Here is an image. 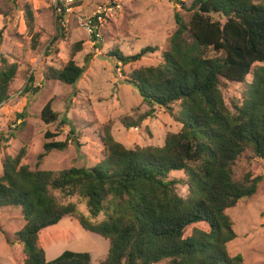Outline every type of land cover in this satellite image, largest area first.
<instances>
[{"label": "trees", "instance_id": "16d2710c", "mask_svg": "<svg viewBox=\"0 0 264 264\" xmlns=\"http://www.w3.org/2000/svg\"><path fill=\"white\" fill-rule=\"evenodd\" d=\"M172 1L189 17L185 20L179 11L174 13L176 29L166 48L148 44L134 54L114 48L108 55L125 65L158 54L157 63L124 75L149 108L121 117L123 127H138L154 117V107H159L181 124L180 129L166 133L162 145L127 148L114 139L106 124L100 134L103 157L89 167L50 170L37 166L51 150H64L70 140L77 142L72 129L64 141L43 142L34 168L21 163L25 146L15 155H5L0 207L20 209L24 224L14 239L23 245L22 264H91L87 251L64 250L46 260L39 232L65 215H77L82 228L108 240L107 254L97 264L163 260L165 264H243L240 253L230 255L226 248L236 237L226 210L251 197L261 179L250 171L236 177L234 166L242 155L247 160L264 158V0H191L188 5ZM11 11L0 7L4 21ZM62 15L56 16L57 22ZM25 16L31 30L30 9ZM59 31L56 27L49 45L62 37ZM31 42L32 47L38 44V33ZM81 44H74L72 55ZM91 55L84 56L85 63ZM84 68L70 58L61 67L47 66L44 75L72 85ZM17 69L18 64L8 62L0 52V106L10 97ZM33 80L30 73L25 91ZM228 82L241 85L239 96L229 104L222 94ZM52 102L53 98L48 99L40 110L45 123L58 120ZM61 123L65 122L60 119ZM56 135L47 130L44 139ZM171 171H182L184 178H169ZM178 184L186 186V194L178 193ZM54 192L64 200H58ZM74 196L84 203L87 214L79 212L76 202L65 201Z\"/></svg>", "mask_w": 264, "mask_h": 264}, {"label": "rangeland", "instance_id": "374dc122", "mask_svg": "<svg viewBox=\"0 0 264 264\" xmlns=\"http://www.w3.org/2000/svg\"><path fill=\"white\" fill-rule=\"evenodd\" d=\"M106 1L15 0L12 3L11 0H0L1 8H12L6 21L0 15V52L8 62L18 64L9 87L10 97L0 106V175L5 155H15L25 146L21 163L34 168L37 155L43 152V142L64 141L71 129L77 142L70 140L64 150L48 152L37 164L39 168L60 170L71 166H92L103 157L100 134L106 124L110 126L114 139L127 148L162 145L166 133L180 129L181 124L159 107H154V117L143 120L138 127H123L121 117L142 113L149 108L142 102L134 85L124 81V75L136 67L157 63L158 54L121 65L108 53L117 48L123 54H134L148 44L164 49L176 29L174 13L179 11L185 20L189 13L172 0H119L121 8L106 20L101 27L100 39L94 41L79 20L89 15L97 4ZM181 1L188 5L191 0ZM62 6V12L56 10ZM26 9L31 10L34 18L31 30L26 24ZM59 12L63 13L61 22L56 20V13ZM56 27L62 37L51 46L49 42L56 33ZM34 33H38V44L32 47ZM78 41L82 42L81 48L72 55L73 46ZM44 51L48 54L45 55ZM88 53L92 55L85 63L84 56ZM70 58L85 66L74 84L45 79L47 66L61 67ZM30 73L34 80L29 90L25 91L23 88ZM247 78L250 79V76ZM240 89L239 83H226L222 88L224 101L229 104L231 98L239 96ZM50 98H53L52 108L58 113V120L45 123L40 118V110ZM18 113H23L25 117L18 118ZM60 119L65 123L60 124ZM21 121H24L23 125ZM47 130L57 135L44 139ZM246 171L261 176V179L251 197L240 199L234 207L226 210L236 233L226 248L230 255L240 253L243 264H264V158L247 160L242 155L236 161L234 174L239 177ZM169 178H184V174L182 171H171ZM177 191L181 195L186 194V186L178 184ZM54 195L58 200H64L58 192ZM65 201L76 202L79 212L87 214L84 203L77 196ZM23 224L19 208L0 207V264L23 263V245L14 239V233ZM108 243L106 238L82 228L77 215H65L56 224L39 232V245L44 249L47 261L64 250H71L89 252L91 264H97L105 258Z\"/></svg>", "mask_w": 264, "mask_h": 264}, {"label": "built area", "instance_id": "2783aa9c", "mask_svg": "<svg viewBox=\"0 0 264 264\" xmlns=\"http://www.w3.org/2000/svg\"><path fill=\"white\" fill-rule=\"evenodd\" d=\"M66 1L69 2L71 0H66ZM120 8L121 5L119 3V0H112V1L108 0L103 3H99L97 4V7L94 10H92L89 15H86L84 18H80L79 20L80 24L84 29V31L87 33V35H89L94 41L95 40L97 41L101 37V27L103 26V24ZM63 9L64 6L56 8L57 11H61V12L63 11ZM61 12L56 14L60 15Z\"/></svg>", "mask_w": 264, "mask_h": 264}]
</instances>
